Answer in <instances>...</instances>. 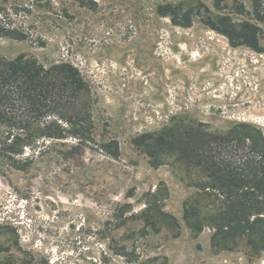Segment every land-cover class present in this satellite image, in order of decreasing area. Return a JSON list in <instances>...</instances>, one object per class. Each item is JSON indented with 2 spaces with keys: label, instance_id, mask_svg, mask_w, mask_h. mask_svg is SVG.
<instances>
[{
  "label": "rangeland",
  "instance_id": "374dc122",
  "mask_svg": "<svg viewBox=\"0 0 264 264\" xmlns=\"http://www.w3.org/2000/svg\"><path fill=\"white\" fill-rule=\"evenodd\" d=\"M236 1L249 6L223 0L225 11ZM166 4L217 14L214 0H0L4 26L27 35L0 38V56L77 67L87 88L76 109L92 127L82 142H44L51 152L26 171L0 158V264H264L244 241L212 247L208 222L190 228L186 206L198 203L191 223L218 207L200 190L208 178L146 147L177 127L225 135L246 124L264 138V53L233 48L198 15L176 26L157 12Z\"/></svg>",
  "mask_w": 264,
  "mask_h": 264
},
{
  "label": "trees",
  "instance_id": "16d2710c",
  "mask_svg": "<svg viewBox=\"0 0 264 264\" xmlns=\"http://www.w3.org/2000/svg\"><path fill=\"white\" fill-rule=\"evenodd\" d=\"M76 1L83 4V0ZM248 1L249 6L236 1L234 8L226 12L223 0H214L217 14L207 17L193 8L182 14L173 4L161 5L157 12L183 28H190L198 15L205 26L224 36L233 48L245 46L263 54L264 0ZM1 17L0 10V38L27 40L26 34L5 27ZM86 88L80 70L71 63L47 67L30 57L0 56V158L17 163L19 169L26 171L31 160L43 152H51L49 145L54 142L69 137L81 142L87 139L92 130L90 114L87 108L76 109ZM262 136V131L246 124L236 125L225 135L203 132L199 126L164 129L146 136L151 142L146 146L150 147L147 153L150 158L177 152L179 157L189 159L188 164L199 166L208 178L209 183L200 190L212 192L211 196L217 198L219 204L214 215L191 223L200 213L196 203L194 207L186 206L184 220L190 228H198V234L203 231V224L210 223L214 230L212 247L216 249H230L244 241L252 252L264 253ZM229 151L233 155L225 156Z\"/></svg>",
  "mask_w": 264,
  "mask_h": 264
}]
</instances>
